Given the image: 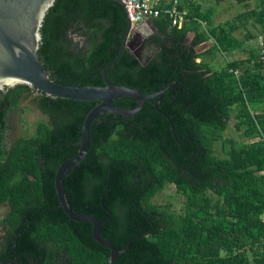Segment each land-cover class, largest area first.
Wrapping results in <instances>:
<instances>
[{"label": "trees", "instance_id": "trees-1", "mask_svg": "<svg viewBox=\"0 0 264 264\" xmlns=\"http://www.w3.org/2000/svg\"><path fill=\"white\" fill-rule=\"evenodd\" d=\"M177 1L188 22L177 28L163 14L153 19L157 50L147 63L124 51L105 72L109 83L143 95L175 84L157 106L168 118L155 109V98L131 117L99 116L90 125L86 156L63 178L64 194L74 214L96 218L100 235L117 251L125 249L115 263L264 264L263 63L258 48L221 70L197 62L244 51L234 34L248 22L264 25V0L218 25L212 10ZM249 1L236 0L246 7ZM127 21L114 1L56 0L37 52L50 80L104 86L103 68L117 55ZM73 35L84 47L71 50ZM211 40L208 50L195 52ZM26 94H35L47 123L6 150L8 113ZM96 105L45 96L26 85L0 93V206L7 207L0 218L1 264H109L110 251L93 240L92 225L64 214L54 185L58 167L77 154L83 121ZM114 105L134 109L136 101L127 97ZM231 114L249 146L222 137ZM220 139L227 147L223 158L213 153ZM166 185L183 198L182 214L151 202Z\"/></svg>", "mask_w": 264, "mask_h": 264}, {"label": "water", "instance_id": "water-1", "mask_svg": "<svg viewBox=\"0 0 264 264\" xmlns=\"http://www.w3.org/2000/svg\"><path fill=\"white\" fill-rule=\"evenodd\" d=\"M55 1L0 0V93L5 94L8 88L14 86L26 85L45 96L81 102H97V105L90 110L83 121L80 147L77 154L58 167L54 185L60 208L64 214L74 222L91 224L93 240L110 251L108 263L119 264L115 263L114 260L125 249L117 251L109 240L100 235L101 224L96 218L90 215H76L70 210L64 194L63 178L86 156L89 149L90 125L95 119L105 114L131 117L140 111L145 101L154 98L156 99L154 107L157 112L167 117L157 106L162 100L163 93L175 84H170L156 93L143 95L134 89L113 85L106 80L107 68L118 60L124 51L129 52L141 62V48L134 46V40L141 38V35L136 32L140 25L132 26L129 21H127V29L117 55L103 68L104 86H65L51 81L38 59L37 52L41 40L40 29L46 13ZM110 1H114L123 7L121 0ZM130 36H132L131 39H129ZM200 47L201 45L195 47L196 53H199ZM127 97L136 101L134 109H124L114 105V100ZM3 262L5 261H0V264Z\"/></svg>", "mask_w": 264, "mask_h": 264}, {"label": "rangeland", "instance_id": "rangeland-1", "mask_svg": "<svg viewBox=\"0 0 264 264\" xmlns=\"http://www.w3.org/2000/svg\"><path fill=\"white\" fill-rule=\"evenodd\" d=\"M259 1L260 0H250L246 4L247 7L244 4H238L236 0H222L221 2H218L217 0H192L190 4L188 2H185V4L191 9H194V6L198 7L200 12L212 10V23L213 25H218L226 20L233 19L235 16L241 14L248 8L254 7L259 3ZM204 27L207 30V25L205 23ZM192 35L193 33H188L187 37L189 40L192 38ZM234 35L243 42L244 51H235L230 54H223L220 52L213 53L197 59V62H201L203 60L208 64L211 70L216 71L223 69L228 62L247 59L249 57L248 50L251 48H258V44L264 39V25L259 26L257 24H253L252 22H248L245 29L239 30ZM70 39L72 41L71 50L73 51L78 50V48L84 47L85 45L84 40L78 35H73ZM211 42L212 40L201 44L199 53L208 50L210 48L209 45L212 46ZM153 52V50L144 51L142 59L145 60L150 57ZM34 100L35 94H26L18 106L14 110L11 109L9 111L7 116V132L5 134L6 150H8L11 144H13L18 138H29L33 136L38 123H47V117L39 112V110L35 107L33 103ZM235 123L236 120L234 119L233 114H231L227 128L222 137L224 139L233 140L238 147L249 146L250 140L244 138L241 131L235 130ZM243 129L244 128L242 127V130ZM221 144L222 139L213 144V153L219 158L225 157V151L227 150L226 147L224 151L221 148ZM151 202L160 208H167L170 212L182 214L183 198L175 192L173 186L166 185L162 191L158 192L151 199ZM6 210L7 207L5 205L0 206V218L4 216ZM2 230V227H0V242ZM221 255L224 256L225 253L222 251ZM248 256L250 257V254H248Z\"/></svg>", "mask_w": 264, "mask_h": 264}, {"label": "built area", "instance_id": "built-area-1", "mask_svg": "<svg viewBox=\"0 0 264 264\" xmlns=\"http://www.w3.org/2000/svg\"><path fill=\"white\" fill-rule=\"evenodd\" d=\"M121 2L127 20L132 26L141 25L147 21L152 22L161 14L167 16L171 21V25L177 28H181L188 22V12L185 8L178 9L177 0H121ZM257 52L263 63L264 72V45L262 42L259 43ZM234 74L239 75L238 71H235Z\"/></svg>", "mask_w": 264, "mask_h": 264}, {"label": "flooded vegetation", "instance_id": "flooded-vegetation-1", "mask_svg": "<svg viewBox=\"0 0 264 264\" xmlns=\"http://www.w3.org/2000/svg\"><path fill=\"white\" fill-rule=\"evenodd\" d=\"M136 32L141 35V38H136V40H134V46L135 48H141V63L145 64L151 59V57L157 50V47L152 40V37L156 33V29L151 21H147L144 24H141L137 28ZM131 37L132 36H130L129 39H131ZM146 50H153L154 52L151 54L150 57L143 60V53Z\"/></svg>", "mask_w": 264, "mask_h": 264}]
</instances>
